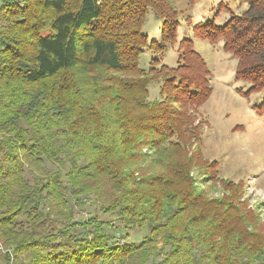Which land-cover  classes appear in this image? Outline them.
Masks as SVG:
<instances>
[{"label":"trees","instance_id":"obj_1","mask_svg":"<svg viewBox=\"0 0 264 264\" xmlns=\"http://www.w3.org/2000/svg\"><path fill=\"white\" fill-rule=\"evenodd\" d=\"M238 1L192 23L175 0H0V264H264L259 212L202 151L195 40L221 42L264 114V0Z\"/></svg>","mask_w":264,"mask_h":264},{"label":"rangeland","instance_id":"obj_2","mask_svg":"<svg viewBox=\"0 0 264 264\" xmlns=\"http://www.w3.org/2000/svg\"><path fill=\"white\" fill-rule=\"evenodd\" d=\"M175 2L187 15L190 14L192 23L211 18L219 3L235 12H240L244 7L238 0H198L191 7L185 0ZM227 18V10L223 9L216 20L222 24ZM156 22L154 16L148 18L144 27L148 35H157V30L152 29ZM184 25L185 21H182L178 38L192 35L191 29H186ZM194 47L208 65L212 87L211 95L199 109L203 119V156L209 160H217V173L220 177L242 182L248 206L256 208L264 223V114L259 115L252 108L253 104L261 101L262 93L251 94L249 98L242 96L238 90L243 91L248 85L234 79L236 61L222 51L221 42L210 44L195 40ZM149 55L147 51L141 55L139 62L142 68H146ZM176 59L175 49L168 48L163 63L174 66ZM157 93V86L153 83L149 89V97H156ZM209 185H205L206 189L211 187L209 195L218 196L223 192L219 184ZM92 210V207L86 205L81 212L85 215V212ZM99 217L103 220L112 219L103 213H99ZM144 234V229H129L126 241L137 243ZM158 261L156 258L148 264H157Z\"/></svg>","mask_w":264,"mask_h":264}]
</instances>
